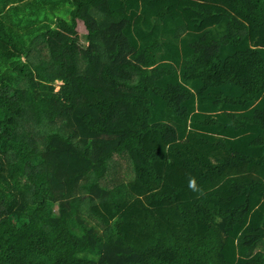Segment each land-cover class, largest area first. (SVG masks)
<instances>
[{
	"label": "trees",
	"instance_id": "trees-1",
	"mask_svg": "<svg viewBox=\"0 0 264 264\" xmlns=\"http://www.w3.org/2000/svg\"><path fill=\"white\" fill-rule=\"evenodd\" d=\"M0 264H264V0H49L0 75Z\"/></svg>",
	"mask_w": 264,
	"mask_h": 264
},
{
	"label": "rangeland",
	"instance_id": "rangeland-1",
	"mask_svg": "<svg viewBox=\"0 0 264 264\" xmlns=\"http://www.w3.org/2000/svg\"><path fill=\"white\" fill-rule=\"evenodd\" d=\"M49 0H0V75L11 62L22 57V50L28 49L30 40L44 25V14ZM77 32L85 33L81 22ZM61 85L55 84L59 89ZM50 212L57 215L58 207L50 204Z\"/></svg>",
	"mask_w": 264,
	"mask_h": 264
}]
</instances>
